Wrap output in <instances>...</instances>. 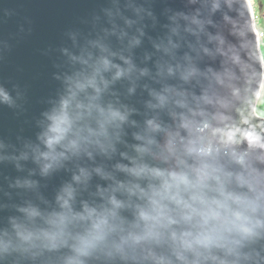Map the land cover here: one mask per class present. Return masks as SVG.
<instances>
[{
  "label": "clouds",
  "instance_id": "9594fccd",
  "mask_svg": "<svg viewBox=\"0 0 264 264\" xmlns=\"http://www.w3.org/2000/svg\"><path fill=\"white\" fill-rule=\"evenodd\" d=\"M0 114V264H264V0H19Z\"/></svg>",
  "mask_w": 264,
  "mask_h": 264
},
{
  "label": "water",
  "instance_id": "95a60500",
  "mask_svg": "<svg viewBox=\"0 0 264 264\" xmlns=\"http://www.w3.org/2000/svg\"><path fill=\"white\" fill-rule=\"evenodd\" d=\"M19 7V0H0V18L8 19L10 17H14L17 9ZM59 5H43L38 6V14H42L47 16L49 14H54ZM18 59L21 62H28V53L26 51L21 52ZM31 67V64H29ZM14 125V121L11 118V115L0 114V131L5 130L7 127H11Z\"/></svg>",
  "mask_w": 264,
  "mask_h": 264
}]
</instances>
